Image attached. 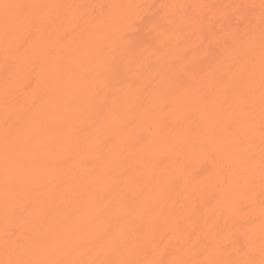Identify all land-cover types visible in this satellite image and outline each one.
Wrapping results in <instances>:
<instances>
[{
    "label": "bare ground",
    "instance_id": "6f19581e",
    "mask_svg": "<svg viewBox=\"0 0 264 264\" xmlns=\"http://www.w3.org/2000/svg\"><path fill=\"white\" fill-rule=\"evenodd\" d=\"M0 264H264V0H0Z\"/></svg>",
    "mask_w": 264,
    "mask_h": 264
}]
</instances>
